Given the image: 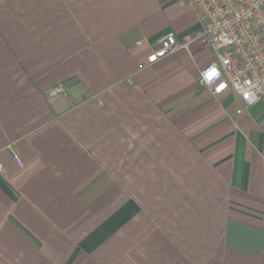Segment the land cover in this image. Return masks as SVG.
<instances>
[{
	"label": "crops",
	"instance_id": "0c3cea01",
	"mask_svg": "<svg viewBox=\"0 0 264 264\" xmlns=\"http://www.w3.org/2000/svg\"><path fill=\"white\" fill-rule=\"evenodd\" d=\"M179 2L0 0V264H264V108Z\"/></svg>",
	"mask_w": 264,
	"mask_h": 264
},
{
	"label": "built area",
	"instance_id": "2783aa9c",
	"mask_svg": "<svg viewBox=\"0 0 264 264\" xmlns=\"http://www.w3.org/2000/svg\"><path fill=\"white\" fill-rule=\"evenodd\" d=\"M179 5L192 6L204 22L198 38L215 57L200 71L199 85L213 97L231 92L245 108L259 103L264 108V0H180ZM191 41L190 36L179 39L174 32H166L158 41L159 48L140 68L187 49ZM47 95H65V90L57 85ZM13 160L19 163L17 156Z\"/></svg>",
	"mask_w": 264,
	"mask_h": 264
},
{
	"label": "rangeland",
	"instance_id": "374dc122",
	"mask_svg": "<svg viewBox=\"0 0 264 264\" xmlns=\"http://www.w3.org/2000/svg\"><path fill=\"white\" fill-rule=\"evenodd\" d=\"M259 104H261V103H259Z\"/></svg>",
	"mask_w": 264,
	"mask_h": 264
}]
</instances>
